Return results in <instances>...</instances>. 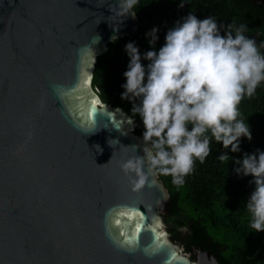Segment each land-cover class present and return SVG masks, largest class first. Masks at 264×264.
<instances>
[{
	"label": "water",
	"instance_id": "95a60500",
	"mask_svg": "<svg viewBox=\"0 0 264 264\" xmlns=\"http://www.w3.org/2000/svg\"><path fill=\"white\" fill-rule=\"evenodd\" d=\"M117 3L0 0V264H223L204 247L194 260L172 239L163 220L170 194L157 175L133 191L121 172L123 160L143 156L142 138L92 87L97 56L138 32L133 10L118 22ZM121 206L145 213L131 250L116 241L139 215L112 223ZM155 220L165 236L147 227ZM158 239L167 243L157 248Z\"/></svg>",
	"mask_w": 264,
	"mask_h": 264
},
{
	"label": "clouds",
	"instance_id": "9594fccd",
	"mask_svg": "<svg viewBox=\"0 0 264 264\" xmlns=\"http://www.w3.org/2000/svg\"><path fill=\"white\" fill-rule=\"evenodd\" d=\"M137 3L118 0L112 13L121 17L118 22L134 17ZM184 4L180 0L178 7ZM244 27H225L212 16L198 19L189 12L166 31L158 50L150 48L141 54L134 41L125 44L128 63L121 99L132 103L131 113L139 115L144 128L143 156H130L120 163L133 191L151 186L154 181L148 177L157 174L170 175L174 185H182L194 160L203 163L209 155L210 139L227 150L220 152V161L229 158V151L240 152L241 137L251 140L238 105L264 81V54L243 34ZM157 32L154 26L145 33L149 45L157 40ZM129 123L133 126V121ZM95 130L93 122L88 133ZM131 147L136 151L135 145ZM111 158L99 165L93 160L103 166ZM234 163L233 171L238 176L250 175L249 183L254 185L245 203L251 216L249 226L264 231V150L243 153Z\"/></svg>",
	"mask_w": 264,
	"mask_h": 264
},
{
	"label": "trees",
	"instance_id": "16d2710c",
	"mask_svg": "<svg viewBox=\"0 0 264 264\" xmlns=\"http://www.w3.org/2000/svg\"><path fill=\"white\" fill-rule=\"evenodd\" d=\"M253 1L184 0V6L178 7L180 0H138L133 8L138 17V32L113 40L108 50L97 56L93 89L103 102L126 112L134 120L135 135L142 138L144 128L139 115L131 113V102L121 99L123 72L128 63L125 44L134 41L141 54L150 48L158 50L165 42L166 31L192 12L198 19L212 16L225 27L231 24L235 29L244 25L243 34L253 39L264 54V7ZM154 26L158 28V38L149 45L145 33ZM141 62L148 63L143 59ZM238 110L251 132V140L240 138V152L229 151V158L220 161V152L227 150L210 139L209 155L203 163L194 160L193 170L182 185H174L170 175L157 174L170 194V210L163 215L167 230L194 260V249L204 247L223 264H264V231L250 228L251 216L245 206L254 188L249 183L252 177L238 176L233 171L237 166L234 159L243 153L264 150V81L258 84L254 95L241 99Z\"/></svg>",
	"mask_w": 264,
	"mask_h": 264
},
{
	"label": "snow or ice",
	"instance_id": "6c2138e0",
	"mask_svg": "<svg viewBox=\"0 0 264 264\" xmlns=\"http://www.w3.org/2000/svg\"><path fill=\"white\" fill-rule=\"evenodd\" d=\"M82 83L87 85L89 83V80L85 79L82 81ZM91 103H92V105H97V104H99V101L96 100L95 98H93ZM101 108H102V105H101ZM95 111H96V109L93 107V109L91 111H89V113H88L89 116H92ZM134 214L139 215V219H137L135 221L134 229L131 230L130 234L125 233L122 229L121 235H122L123 239L116 241V243L119 246L124 247V248L129 249V250H131V248L133 247V241H136L138 239V235H139L140 231L142 230V228L145 227V225L143 224L145 213L143 211H141V209L128 208V207H123V206L114 207L109 213V219L111 220L112 223H116V224H120L122 222L119 219L120 217H128L130 220ZM159 226H160L159 220H155L152 224L147 225V227L149 229H151L156 234L157 237H163V236H165L164 232H162V231L156 232V229ZM165 243H167L165 240L158 239L156 246L158 248ZM171 258L176 259V260L182 259V257L177 255L176 251H172Z\"/></svg>",
	"mask_w": 264,
	"mask_h": 264
},
{
	"label": "flooded vegetation",
	"instance_id": "af4514ba",
	"mask_svg": "<svg viewBox=\"0 0 264 264\" xmlns=\"http://www.w3.org/2000/svg\"><path fill=\"white\" fill-rule=\"evenodd\" d=\"M253 2H254V4L259 5L260 0H254ZM190 254H191V253H190ZM191 256H192V254H191Z\"/></svg>",
	"mask_w": 264,
	"mask_h": 264
}]
</instances>
